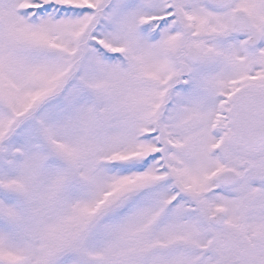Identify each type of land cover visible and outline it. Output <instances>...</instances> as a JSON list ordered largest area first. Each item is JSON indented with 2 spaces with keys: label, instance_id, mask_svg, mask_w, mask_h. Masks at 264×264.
Listing matches in <instances>:
<instances>
[{
  "label": "snow or ice",
  "instance_id": "6c2138e0",
  "mask_svg": "<svg viewBox=\"0 0 264 264\" xmlns=\"http://www.w3.org/2000/svg\"><path fill=\"white\" fill-rule=\"evenodd\" d=\"M0 264H264V0H0Z\"/></svg>",
  "mask_w": 264,
  "mask_h": 264
}]
</instances>
